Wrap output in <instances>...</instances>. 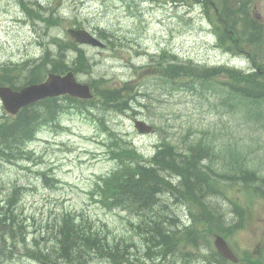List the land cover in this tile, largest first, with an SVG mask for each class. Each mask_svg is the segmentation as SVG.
<instances>
[{"label": "rangeland", "instance_id": "374dc122", "mask_svg": "<svg viewBox=\"0 0 264 264\" xmlns=\"http://www.w3.org/2000/svg\"><path fill=\"white\" fill-rule=\"evenodd\" d=\"M127 1L0 0V65L11 66L12 63L19 64L40 58L44 48L49 46V39L65 37L67 29L75 23L88 28H105L117 36L126 37L138 49L148 47L150 50H158L165 47L181 55L211 63L228 62L232 59L215 49L212 45L213 37L199 24L200 20L203 22V18L198 12H193L194 8L187 5L186 0L184 5L175 4L172 0L147 3L138 1L143 5L138 7V12H142L138 16L130 13ZM253 5L256 16L264 19V0H254ZM25 8L32 13L40 11L49 18L54 13V18H59L61 24L47 28L45 22L38 19L33 21ZM39 42L42 43L41 46H38ZM125 47L115 53L112 50L101 54L92 49L84 50L91 60V72L108 75L111 85H120L124 81L141 84L142 94L139 99L148 107L139 116L157 124L159 129L142 136L135 132L134 119L128 114H115L102 109L96 111L97 116L106 117L107 125L122 131L136 147L147 153H152L156 144L165 138L184 145L204 135L214 139L221 149H215L220 156L229 150H240L247 156L250 166L264 167V153L249 151L254 149V145L248 137H258L260 134L249 131L242 125L241 114L229 113L227 106L221 104L219 96L214 93L203 97L189 92H170L157 77L150 80L142 77L140 82L127 68L128 59L139 66L146 64L148 59L130 58L129 55L133 56L136 49L133 50L127 43ZM258 54L257 62L262 64L264 58L260 57L263 53ZM245 57L249 58L242 53L241 59H232V63L250 67V63L243 60ZM140 73L143 75L144 71ZM78 79L88 82L91 78L83 73ZM62 102L66 107L72 104L66 100ZM3 114L5 112L0 103V116ZM89 114L96 116L88 111L70 109L61 118L60 126L42 129L37 138L26 146L32 153V160H27L22 165L0 163V193L5 197L15 187L25 189L20 199L19 212L27 218L30 231L39 224L49 225L58 221L62 212L76 210L89 214L95 220L106 222L113 234L138 243L139 238L129 226L131 216L120 211L117 215L105 211L95 203L90 194L98 177L109 173L115 164L107 156L106 131L100 129L95 118L87 116ZM234 129L240 134H236ZM225 131L233 132L234 136L222 134ZM259 131L263 138L264 130ZM222 164H226V161ZM42 173H46L53 181L46 184ZM221 190L223 196H220L219 210L225 212L231 227L236 217L234 213L229 215V201L224 197L226 188ZM167 211L168 215L171 214V210ZM181 211L185 214L184 209ZM239 219L237 217L236 221ZM34 236L40 235L35 232ZM214 237H211L212 249ZM263 238L264 208L258 207L249 226L236 230L227 237V242L238 258L245 251L262 257L259 248L263 246ZM9 261L14 264H29L17 253ZM178 264L182 262L179 260ZM191 264L219 263L200 257ZM224 264L231 263L226 261Z\"/></svg>", "mask_w": 264, "mask_h": 264}, {"label": "trees", "instance_id": "16d2710c", "mask_svg": "<svg viewBox=\"0 0 264 264\" xmlns=\"http://www.w3.org/2000/svg\"><path fill=\"white\" fill-rule=\"evenodd\" d=\"M249 3L248 0L236 1L240 21L234 33L229 35L221 28L217 31V38L229 51L248 53L256 66L255 69L244 73L230 67L199 65L192 67L182 64L181 66L184 67L172 65V68H167V74L172 79V83L181 84L178 74L186 70L188 75L196 77V82L203 91L210 89L216 93L219 89L223 90L234 101L237 100V104L245 105L247 110L243 118L251 123L252 128L264 130V59L262 64L257 62L259 57L257 51L264 53V23L253 18ZM260 58H264V54ZM30 77L31 74L27 76V78ZM118 95L120 96V91L112 90L103 94L105 99L112 100ZM127 107L126 100L122 109ZM28 115L30 114L25 109L14 122L0 125V156L10 160L20 159L24 142L37 128L38 120L28 118ZM110 132L109 140L112 145L109 144V149L114 156L118 157L119 166L108 175L100 176L93 190L94 197L103 208L145 217L148 211L155 210L160 195L176 197L180 203H186L192 218V226L183 233L188 240L187 249L190 252L192 250L196 252L197 249H200L199 251L205 249L207 253L212 252L210 240L214 234L230 236L233 233L234 228L229 226L224 215L220 213L219 206L216 204L217 197L210 196L219 189V187L211 186L208 181L213 177L209 171L214 169L209 163L204 166L201 164V159L212 155L213 148L209 145L210 143L204 139L191 143L188 147L189 153L185 156L175 154L174 148L162 143L163 145L158 147L153 157L143 159L137 154L136 149L120 141L112 131ZM167 210L163 209L160 212L152 224L156 226V229L150 230L155 238L165 241L169 239L167 229L157 221L159 218L168 219ZM0 214V231L4 227L11 233H19L22 230L21 224L15 219L13 210L4 208ZM61 216L58 222L48 229L45 238V242L52 239L53 247L47 253L41 251L39 242L44 237L40 235L34 240L37 249L32 248L31 257L43 264H65L70 262L71 258H76L80 263V259L84 257L80 251L90 250L93 255L102 256L108 260L109 257L116 258L114 260L116 262H122L125 259L123 253H115L108 247L101 234L103 230L92 219L75 212H67ZM152 225H150L151 228ZM77 228H80L82 233ZM76 233L83 234L85 240H80V236ZM11 238L17 242H23L26 235ZM170 247V244H164L162 249L169 250ZM0 262L5 264L9 262V259L0 260Z\"/></svg>", "mask_w": 264, "mask_h": 264}, {"label": "water", "instance_id": "95a60500", "mask_svg": "<svg viewBox=\"0 0 264 264\" xmlns=\"http://www.w3.org/2000/svg\"><path fill=\"white\" fill-rule=\"evenodd\" d=\"M85 36H87L86 34H84V33H78V38H79V40H82V41H85V40H88ZM67 80H69L71 83H72V85H74V86H76L75 85V83H74V80H73V78L71 77V76H68V78H64V79H62L61 81H67ZM43 85L42 86H40V87H33V88H35V90H37L36 92H34L35 94H37V95H39L40 97L41 96H43L42 94L43 93H41V91L43 90ZM64 89H62V93H64V92H66L65 90L63 91ZM8 93V89H0V96L3 98V100H4V102H5V104H6V107H8L7 106V100H6V98H8L6 95H8L7 94ZM30 93L29 92H27V93H25V94H23V96L20 98V99H23V100H27V99H29V97H30V95H29ZM147 129H145V131H146ZM217 245H218V247H219V249L227 256V257H230V254H227V253H225V251H224V246H223V243H222V241L219 239L218 240V242H217Z\"/></svg>", "mask_w": 264, "mask_h": 264}, {"label": "bare ground", "instance_id": "6f19581e", "mask_svg": "<svg viewBox=\"0 0 264 264\" xmlns=\"http://www.w3.org/2000/svg\"><path fill=\"white\" fill-rule=\"evenodd\" d=\"M169 215H170V214H169ZM169 215H168V218H169ZM8 237H9V239H12V238H11L12 236H8ZM37 238H38V237H36V239H37ZM18 242H19V241H18ZM9 262H10V261H9ZM9 262H8V263H9ZM40 263L43 264V262H41V261H40Z\"/></svg>", "mask_w": 264, "mask_h": 264}]
</instances>
